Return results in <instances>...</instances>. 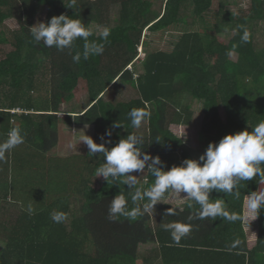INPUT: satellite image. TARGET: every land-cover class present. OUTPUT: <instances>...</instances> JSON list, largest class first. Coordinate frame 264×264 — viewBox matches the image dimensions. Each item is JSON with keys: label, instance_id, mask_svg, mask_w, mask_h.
<instances>
[{"label": "trees", "instance_id": "1", "mask_svg": "<svg viewBox=\"0 0 264 264\" xmlns=\"http://www.w3.org/2000/svg\"><path fill=\"white\" fill-rule=\"evenodd\" d=\"M214 1L165 0L158 11L156 0H77L75 9L66 8L62 0H0V143L13 128H21L25 136L23 144L0 160V240L5 243L0 264H139L140 245L154 246L142 257L144 264H155L157 259H162L161 264H264V210L258 215L259 233L253 248L243 226L246 196L264 190V184L258 185L255 179L241 182L239 197L212 193L213 198L225 199L230 214L239 217L236 221L193 220L191 233L176 244L161 225L185 221L199 205L188 208L187 202L180 209L164 203L136 220L110 221L111 199L135 188L104 179L98 189L94 187L92 177L103 163L102 153L66 157L56 153L64 122L92 125L96 143L102 142L99 137L106 129H113L109 148L128 133L144 130L139 134L145 140L144 149L160 156L164 170L179 165L191 153L168 125L189 123L185 95L203 105L195 142L200 155L209 142L264 121V47L255 44V24L264 21V0H252L245 10L219 3L214 30L216 36L233 32L228 43L212 37L206 26L196 29L208 19ZM112 6L120 8L115 26H111ZM40 8H46L44 21L62 13L81 18L93 33L89 42L105 44L103 54L76 64L72 56L82 51V39L63 52L44 47L42 41L33 44L29 29ZM9 19L17 20L20 27L12 29L6 23ZM92 24L110 29L107 42L100 40ZM238 25L251 32L247 43L241 41ZM146 28L180 35L170 51L144 52L142 48L141 52ZM233 49L236 59L228 55ZM135 60L143 62V73L136 78L137 69H128ZM80 82L87 90V105L75 116L69 111L62 117V106L74 99ZM129 84L138 96L123 101L117 94ZM133 108L150 112L144 121L147 127H132L129 112ZM126 175H138L144 187L154 181L147 170ZM75 199L82 202L81 214L71 215L67 225ZM128 206H135L130 197ZM169 208L176 209L177 215H166ZM56 212L64 213L66 219L54 222ZM235 241L239 244L233 248Z\"/></svg>", "mask_w": 264, "mask_h": 264}, {"label": "clouds", "instance_id": "2", "mask_svg": "<svg viewBox=\"0 0 264 264\" xmlns=\"http://www.w3.org/2000/svg\"><path fill=\"white\" fill-rule=\"evenodd\" d=\"M62 2L66 8L75 9L77 0H69L67 4L64 0ZM29 31L33 44L40 45L42 41L44 47L55 48L61 52L71 49L76 40L82 39L84 41L82 51H77L72 56L76 64H79L81 59L87 61L90 57L102 55L104 52V43L89 42V37L93 33L81 18H72L64 13L54 15L46 21H37ZM237 31H242L240 37L242 42L247 43L250 40L251 32L246 26L238 25ZM110 34V29L105 28L100 33V40L107 42ZM142 47L141 45V52ZM233 51L234 49L229 51L228 55H233ZM129 70L133 72V69ZM142 73H135L134 77ZM129 117L132 127L139 129L142 123L150 118V112L144 108H133L129 112ZM112 135L113 129H106L99 137L101 143H96L85 133L79 138V143L83 142L87 146L89 155L103 154L104 160L96 169V177H103L107 183L120 181L128 188H135L134 192L127 195L120 191L111 199L108 219L114 222L120 217L136 220L154 209L167 193L171 192L176 196L184 193L188 197L187 207L194 208L195 205H199V208L190 213L185 221L175 220L161 225L164 231L170 233L172 241L176 244L191 233L193 220H214L219 217L236 221L239 218L235 213L230 214L223 197H212L214 191L223 193L224 196L239 197L241 182L255 179L258 185L264 184V121L254 126L247 124L242 131L228 133L218 142H209L198 159L185 158L179 165L173 164L167 170H164L165 162L159 155L153 156L144 149L145 140L141 135L128 133L109 148L107 145H112ZM24 142L22 129L19 127L11 129L7 139L0 143V160L5 158L6 153ZM157 165L161 167H156ZM146 170L154 178L147 187L141 185L135 176L126 175L134 172L144 173ZM129 197L134 207L129 208ZM247 208L255 217L264 210V190L259 188L247 195ZM28 212L33 213L31 205ZM166 215H177V210L169 208ZM52 219L60 223L66 219V215L56 212ZM238 244L239 241H235L231 247L235 248Z\"/></svg>", "mask_w": 264, "mask_h": 264}, {"label": "rangeland", "instance_id": "3", "mask_svg": "<svg viewBox=\"0 0 264 264\" xmlns=\"http://www.w3.org/2000/svg\"><path fill=\"white\" fill-rule=\"evenodd\" d=\"M164 1L165 0H156V9L158 11H160L161 8H163ZM251 2L252 0H215L213 7L207 13L208 19L206 20V22L203 23L202 25H198L197 28L196 27L195 28L199 31V30H203L204 29L203 27L206 26L207 29L211 32V36L212 37L213 35L216 36L215 30H214L215 29L214 13L219 10V7H220L219 3H224V5L227 8H232L235 10L236 9L245 10L249 8V6L251 5ZM119 13H120L119 6L111 7V10H110L111 26H115L119 23L118 21ZM45 16H46V8H40L37 14L35 15L34 22L36 23L37 21H44ZM6 23L12 29H18L20 27L19 23L15 19H9L6 21ZM92 25L97 33H101L104 30V28L102 27L95 26V24H92ZM255 25H256L255 44L258 48H261V47H264V21L257 22V24ZM0 29H1V26H0ZM179 35H180V32L161 31V32L155 33V32L150 31V29L146 28L143 31V36H142L143 39L139 46L141 45L143 46L142 48L144 49V52H146V50L156 51L160 49L170 51L172 49L171 44L175 40H177V37ZM232 35H233V32H227V33L217 34L216 37L219 38V40L225 43H228ZM144 40L146 44L143 42ZM230 57L231 59H236L237 55L233 54ZM128 68L133 69V70L137 69V71H135L137 72V74L142 73L143 72V62H140V60H135L134 64ZM84 87H85L84 82H80L79 89L75 91L74 99L70 103L68 104L66 103L62 106L63 111L60 113L62 117H64L69 111H73L72 115L75 116L77 115L78 112L83 110L85 105H87L88 103V100L86 99L87 90L84 89ZM119 93L117 94V96L123 101H129L130 99L136 98L138 96L137 90L133 88L130 84L127 85L125 88H123L120 94ZM184 104L188 108V111L191 113L189 123H186V120L183 121L184 123L188 125L179 126L176 124L180 122L173 120L174 124L171 123L168 125V127L177 136H179L182 140H184V142L188 146V149L191 153V157L197 159L198 156L200 155L199 154L200 151L198 150V148H196L195 142H196L197 133L198 131L201 130V127H202V121H203V116H204L203 111H202L203 105L201 101L195 98H192L190 95H185ZM142 124L144 127H147L146 122H143ZM60 126L62 128L61 129V140H60L57 152H56L57 156L66 157L67 155H73L74 153H80L83 155L88 149H87V146L83 144V142L79 143V138L82 136L81 129H84L83 135L85 133L86 135H89L93 138L94 136L93 126L86 125L83 128H81L80 125L78 124L64 123V122H62V124L60 123ZM142 132H144V130H138V134H141ZM201 147L202 145H199V148ZM134 176L139 178L138 175H134ZM92 181L94 183V187L98 189L100 185L102 184L103 177H96V175H94L92 177ZM170 194L171 195H169L167 198H164V199H166L165 202L171 203L173 205L181 206L188 199V197L184 193H181L180 196H176V194L174 193H170ZM81 204L82 202L79 199L73 200V204L70 207V213L67 215L69 218L66 219L67 225L71 224V221H72L71 215L81 214L80 213ZM161 204L162 202L157 203L154 206V208L157 209ZM152 211H154V209H152ZM152 214H155V213H152ZM247 214L248 216L253 215L249 211V209H247V213L245 212L244 218L247 217V220L253 221L254 223L257 222V217H255V215H254V218L253 217L248 218ZM252 226L253 224L245 223V229L248 231V237L250 239H255L257 237V231H254L255 226L253 227ZM4 247H5V243L0 240V250H2ZM149 247L151 249L154 246H149ZM139 251L141 254L138 258V263L144 264L145 261L143 260L142 257L146 255L148 256L147 245H140ZM161 262H162V259L160 260L157 259L155 261V264H161Z\"/></svg>", "mask_w": 264, "mask_h": 264}, {"label": "crops", "instance_id": "4", "mask_svg": "<svg viewBox=\"0 0 264 264\" xmlns=\"http://www.w3.org/2000/svg\"><path fill=\"white\" fill-rule=\"evenodd\" d=\"M174 124V123H173ZM79 125V124H78ZM176 125H179V126H182V125H186L185 123H178V124H176ZM84 126H86V125H80V127L81 128H83ZM94 128V127H93ZM81 135H83V132H84V129H81ZM88 151V150H87ZM87 151L84 153V154H86L87 153ZM75 154V153H74ZM80 154V153H79ZM192 158V157H191ZM193 159H195V158H193ZM171 195V194H170ZM166 201V199H162V204H164V203H167V202H165ZM188 202V199L183 203V205H173V204H171V203H169V204H171V205H173V206H175V207H177V208H180V209H182L184 206H185V204ZM246 203H247V196H246V198H245V201H244V208H243V226H244V230H245V233H246V235H247V240H248V245H249V248H253L255 245H256V242H257V239H258V233H259V231H258V227H257V222H253V221H249V220H247V217L246 218H244V215H245V212L247 213V209L248 208H246ZM246 205V206H245ZM247 216H248V214H247ZM254 218V214L253 215H250V216H248V218ZM257 220H258V216H257ZM157 218L155 217V224H157ZM245 223H247V224H253V226H255V229H254V231H257V237L255 238V239H250L249 237H248V231L245 229ZM252 226V227H253ZM150 245H147V253H148V250L150 249V247H149ZM249 262V259H248V257L246 258V263H248Z\"/></svg>", "mask_w": 264, "mask_h": 264}]
</instances>
